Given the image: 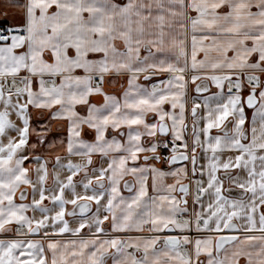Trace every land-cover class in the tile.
Instances as JSON below:
<instances>
[{"label": "snow or ice", "instance_id": "snow-or-ice-1", "mask_svg": "<svg viewBox=\"0 0 264 264\" xmlns=\"http://www.w3.org/2000/svg\"><path fill=\"white\" fill-rule=\"evenodd\" d=\"M10 6L0 264H264V0Z\"/></svg>", "mask_w": 264, "mask_h": 264}, {"label": "crops", "instance_id": "crops-1", "mask_svg": "<svg viewBox=\"0 0 264 264\" xmlns=\"http://www.w3.org/2000/svg\"><path fill=\"white\" fill-rule=\"evenodd\" d=\"M19 2L23 3V0H19ZM117 2H122V0H117ZM19 13H20L19 9L10 6V0H0V27H7L10 23L19 22L20 19H21V15ZM200 55H202V53ZM116 81L118 83L120 80H116ZM121 81H123L122 84L123 83L125 84L126 79L121 80ZM211 90L215 91L216 89L213 86ZM117 95H119V94H117ZM191 95H195L194 91L191 92ZM245 95H246V91H245ZM91 99L93 101H95V102H102V97H99V96L92 97ZM246 114H247V117H248V121H246V126H247L248 123L251 120L252 110L251 109H246ZM33 115H34V120H35V118L38 115V113L34 112ZM61 123L62 122L57 121L55 124L52 125V131H50L48 133L49 137L59 138L58 137V133L63 131L61 128H58V125H60ZM86 138L92 139L93 137H92L91 134H88V135H86ZM33 140H34V137H33ZM58 151H59V153L61 155L64 154L63 149H58ZM158 151H161V149H158ZM44 155L49 157V158H52V157H54L56 155V151H47V152H44ZM98 159H99L98 156L94 157V160H98ZM158 166L163 168V165H159L158 164ZM177 166H179V165H177ZM49 169L51 171V164L49 165ZM49 182H51V181H49ZM168 182H171V179H169ZM190 206H191V201H190ZM109 264H110V262H109Z\"/></svg>", "mask_w": 264, "mask_h": 264}, {"label": "rangeland", "instance_id": "rangeland-1", "mask_svg": "<svg viewBox=\"0 0 264 264\" xmlns=\"http://www.w3.org/2000/svg\"><path fill=\"white\" fill-rule=\"evenodd\" d=\"M126 79V78H124ZM123 78H115V80L113 79H109L106 83H105V88L110 91V92H115V94H119L120 90H121V85H122V82L121 80H124ZM116 80H120L118 83ZM141 82H144L143 81V78H141ZM124 84V83H123ZM126 84V82H125Z\"/></svg>", "mask_w": 264, "mask_h": 264}, {"label": "built area", "instance_id": "built-area-1", "mask_svg": "<svg viewBox=\"0 0 264 264\" xmlns=\"http://www.w3.org/2000/svg\"><path fill=\"white\" fill-rule=\"evenodd\" d=\"M161 154H162V155H167L168 153L164 152V151L161 149ZM163 168H164V170H168V165H167V164H164V165H163Z\"/></svg>", "mask_w": 264, "mask_h": 264}, {"label": "water", "instance_id": "water-1", "mask_svg": "<svg viewBox=\"0 0 264 264\" xmlns=\"http://www.w3.org/2000/svg\"><path fill=\"white\" fill-rule=\"evenodd\" d=\"M182 163V162H181Z\"/></svg>", "mask_w": 264, "mask_h": 264}]
</instances>
